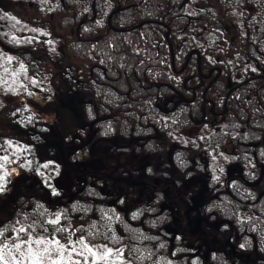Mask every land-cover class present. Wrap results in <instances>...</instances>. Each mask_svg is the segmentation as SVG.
<instances>
[{"label":"trees","instance_id":"16d2710c","mask_svg":"<svg viewBox=\"0 0 264 264\" xmlns=\"http://www.w3.org/2000/svg\"><path fill=\"white\" fill-rule=\"evenodd\" d=\"M23 2L35 15L0 0L25 34L0 37V50L27 76L20 93L0 95L2 142L31 154L0 190L1 219L30 206L0 229L3 260L31 264V239L44 264H264V0ZM14 96L59 100L79 118L61 121V139ZM84 120L108 143L101 158L77 145ZM76 236L116 260H95ZM41 237L64 245L63 259Z\"/></svg>","mask_w":264,"mask_h":264},{"label":"rangeland","instance_id":"374dc122","mask_svg":"<svg viewBox=\"0 0 264 264\" xmlns=\"http://www.w3.org/2000/svg\"><path fill=\"white\" fill-rule=\"evenodd\" d=\"M20 1H21V4L17 5L16 9L20 10L23 16L30 17L32 15H35V10H33V8H31L28 4H24L23 2L24 0H20ZM0 37L7 44H10V45L18 44L20 40H23V38L25 37V34L22 28V24L20 20L17 18V14L10 13V15H7V13L0 11ZM13 59L14 58L3 53L0 50V95L1 94L15 95V94L20 93L24 88H26L27 76L25 75V71H23V69L21 68L22 65H20L19 67L16 66V64H14L13 62ZM14 97H16L15 99L16 102L23 101L24 103H28L26 102V99L24 97H21V96H18V97L14 96ZM54 102H59V100H54ZM54 102L48 103V102L43 101V102H40L39 107H35L38 109L37 111L41 112L43 115L47 117L48 123L51 124L52 126L53 125L55 126V119L59 116L57 112L56 113L54 112V107H55V105H53L55 104ZM40 107H42L43 111L39 110ZM61 108L64 110L63 111L64 114L66 113L68 114L67 115L68 117L69 116L72 117L73 110L67 111L65 107H61ZM47 111L54 112V113L49 112V114H47ZM75 113L77 112H74L73 115H75ZM8 122L10 123L9 119L7 117H3V115H1V110H0V141L4 140L5 138L9 136L10 132L6 128V124ZM57 123H59V121H57ZM75 126H76L75 129L80 128V124H79V127L78 125H75ZM84 130L85 131L81 130L82 132L81 138L83 142L85 143L88 140L89 134L91 133V129H89L88 126H85ZM76 131L79 132V129ZM64 143H66V140L64 141ZM78 144L80 146V144L82 143L77 142V145ZM91 147L93 150V153H91L92 154L91 156L93 158L100 157V155L97 152L106 153L109 149L108 143L105 144V142L100 141L99 139H96V138L94 139ZM226 151L230 152L231 150L227 147ZM29 157H31L29 150H27L23 146H19L16 144H8V143L0 144V165H2L0 166V189H2L3 191L6 190V186L9 183V177L11 173L20 174L21 172L24 173L25 169L29 170V168H31V163L28 162ZM214 163L217 164L218 159L214 161ZM90 167L93 168L92 166ZM46 171L47 170L44 169L42 172H46ZM93 171L94 169H90V172L92 174H93ZM102 179H108V180L113 179L114 181L116 180L114 176L109 175L108 173H104ZM73 240L76 241V243L80 247H82L85 251L87 250L85 249L84 245H88V247L92 248L93 252L97 254L96 256H93L90 253L95 260H104V261L112 262L116 260L118 256V252L111 251L105 259H99L98 257L104 254L105 249H111V248L101 243H90V242L85 241L84 239H80L83 241L82 244L78 243L77 241H79V238L77 236L74 237ZM47 255H50V253L48 252ZM44 256L45 255L42 254V252H40L39 259L41 261V264H44L43 263V259H45ZM30 258H32L30 261L32 262L31 264H33V257L30 256ZM5 261L7 262L6 259L1 260L0 264H5ZM45 261L46 259L44 260V262ZM167 263L173 264L171 261H168ZM7 264H9V262H7ZM10 264H16V263H13L12 261Z\"/></svg>","mask_w":264,"mask_h":264},{"label":"flooded vegetation","instance_id":"af4514ba","mask_svg":"<svg viewBox=\"0 0 264 264\" xmlns=\"http://www.w3.org/2000/svg\"><path fill=\"white\" fill-rule=\"evenodd\" d=\"M6 96V95H5ZM22 97V96H21ZM25 98V97H24ZM26 99V102H28V103H30L31 104V107H30V109L36 114H39V115H42V116H44L46 119H47V117L45 116V115H43L41 112H39V111H37L38 109L37 108H35V107H39L40 106V102H39V100H37V99H28V98H25ZM22 103H24L23 101H21ZM67 107H70V106H67ZM39 110H42V107H40L39 108ZM43 111V110H42ZM46 112V111H45ZM49 112L50 111H47V114H49ZM54 112L56 113H58V117L55 119V126L53 125L52 127H54L55 129H57L58 130V132H59V134H60V137H61V139H63V127H61L62 125H61V121L62 120H65V121H67L68 122V124H70L71 123V121H76L78 118H79V115H78V112L77 113H75V116H74V118H72V117H68L67 115L68 114H64L63 115V113H61L60 111H59V109L57 108V107H54ZM54 112H50V113H54ZM74 112V111H73ZM59 118V119H58ZM87 119V118H86ZM57 121H59V123H57ZM79 124H80V128H77V129H75L74 128V132L76 133V135H73L74 137H79L80 138V140H81V145L82 146H84V145H91L92 143H93V141H94V139L96 138V136H97V133H98V130H95V128L93 127V125H92V127L91 126H89V124L84 120L83 122H81V121H79V123L77 124L78 125V127H79ZM85 126H88L89 127V129H91V133L89 134V137H88V140L84 143L83 142V140H82V138H81V130L82 131H85L84 130V127ZM79 129V132H77L76 130H78ZM87 143V144H86ZM0 144H3V142L2 141H0ZM228 148L232 151V146H228ZM230 151V152H231ZM27 175H32V173L30 174H27ZM64 177H66V175H64ZM63 178V177H62ZM62 184L65 186V188L67 187V186H69L66 182H64L63 180H62ZM58 185V184H57ZM63 186V187H64ZM13 189L12 188H10L9 189V192H11ZM19 191V190H18ZM17 190L16 191H14V195H12L13 196V199L15 200L16 198H19V197H21V195L24 193V191H22L21 193H19ZM27 192V191H26ZM17 207V208H16ZM19 207H26V208H30V206L29 205H24V204H18V203H16V205L14 206V208H11L10 210L9 209H6V208H4L3 210H4V212L2 213L3 215H4V219L2 218H0L1 220H0V229L1 230H3V229H6V228H8V222H15L16 221V217L19 215ZM15 211V212H14ZM38 223V222H37ZM5 235V234H4ZM1 236H3V235H0V240L2 239V237ZM6 236V238H4V239H7L8 237H11L12 236V234L9 232L8 234H6L5 235Z\"/></svg>","mask_w":264,"mask_h":264},{"label":"snow or ice","instance_id":"6c2138e0","mask_svg":"<svg viewBox=\"0 0 264 264\" xmlns=\"http://www.w3.org/2000/svg\"><path fill=\"white\" fill-rule=\"evenodd\" d=\"M0 166H2V165H0ZM0 190H2V189H0ZM58 222H59V215H57V218L55 220L50 221V223H52V224H56ZM19 231L20 232H24L25 229L24 228H20ZM2 234L3 233L0 232V235H2ZM77 242L78 243H81V244L83 243L82 240H79ZM22 243L28 245L27 251H28V254L33 257V264H41V261L39 259L40 253L33 252V249L31 247L33 241L31 239H26V240L22 241ZM46 243H49V244H53L54 243V244L58 245L59 246V249L58 250L60 251L61 259H63V249H64L65 246L64 245H60L59 241H46L43 237H41L40 239L35 240V244H37V245H43V244H46ZM69 243H71V241H69ZM14 247L16 248L17 251H19L20 248H21V244L20 243H17V244L14 245ZM84 247L93 256H96L97 255L95 252H93L92 248L88 247V245H84ZM4 248H8V245L5 244L4 245ZM53 250H56V249H53ZM72 251H75V248H73ZM111 251H112L111 249H105L104 254L101 255V256H99L98 258L99 259H105L107 257V255ZM43 252L44 253H48V252H50V249H48L47 247H45L43 249ZM21 255H23V253H21ZM81 255H83V253H81ZM0 260H3L2 250H0ZM5 264H7L6 261H5ZM52 264H60V261L59 260L52 261ZM93 264H95V262H93Z\"/></svg>","mask_w":264,"mask_h":264}]
</instances>
